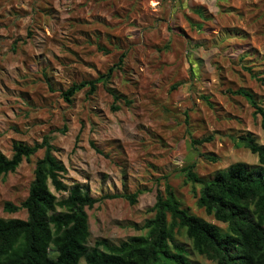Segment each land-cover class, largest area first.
<instances>
[{
  "label": "rangeland",
  "instance_id": "rangeland-1",
  "mask_svg": "<svg viewBox=\"0 0 264 264\" xmlns=\"http://www.w3.org/2000/svg\"><path fill=\"white\" fill-rule=\"evenodd\" d=\"M110 67L93 93L62 97ZM238 88L264 107V0H0V152L48 136L67 185L94 197L140 191L134 204L112 198L85 209L89 248L144 234L165 185L190 214L225 229L197 207L199 185L185 173L191 163L204 179L235 162L257 164L231 140L251 134L264 144L260 117L229 92ZM42 155L2 176L0 217L26 218L3 205L26 197ZM177 238L194 264H213L182 231Z\"/></svg>",
  "mask_w": 264,
  "mask_h": 264
},
{
  "label": "trees",
  "instance_id": "trees-1",
  "mask_svg": "<svg viewBox=\"0 0 264 264\" xmlns=\"http://www.w3.org/2000/svg\"><path fill=\"white\" fill-rule=\"evenodd\" d=\"M121 62L122 55L115 67ZM112 71L110 67L95 79L73 83L62 97L69 101L84 88L93 93L98 83L107 82ZM229 92L242 97L253 115L260 117L264 135V107L254 94L245 88ZM209 140L192 139L190 143ZM231 140L236 148L256 155L257 164L235 162L218 170L211 179L199 177L193 171V163L185 173V182L199 185L197 207L226 224L225 229L190 214L165 185L163 194L158 190L149 208L153 216L141 226L144 234L129 236L118 244L98 240L92 248L87 246L89 225L85 209L112 198H124L134 204L140 191L94 197L79 183L67 185L63 181L66 169L54 155L55 147L48 136L31 145L14 142L9 157L0 152V180L37 151L43 150V155L35 162L26 197L18 205L4 202V211L24 209L26 218L0 217V264H194L189 249L177 238L180 231L190 241L191 252L213 264H264V144L251 134ZM206 159L216 161L210 156ZM51 188L66 195L58 199Z\"/></svg>",
  "mask_w": 264,
  "mask_h": 264
}]
</instances>
